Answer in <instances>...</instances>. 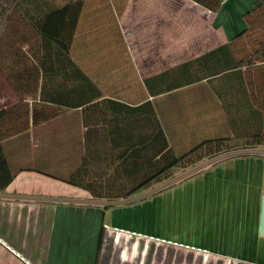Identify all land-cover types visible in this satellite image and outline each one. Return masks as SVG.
<instances>
[{
  "label": "crops",
  "instance_id": "crops-1",
  "mask_svg": "<svg viewBox=\"0 0 264 264\" xmlns=\"http://www.w3.org/2000/svg\"><path fill=\"white\" fill-rule=\"evenodd\" d=\"M257 1L223 0L214 14L192 0H83L71 53L102 94L4 141L18 173L0 191V264H264V153L251 152L264 145L204 159L118 200L65 180L87 150L127 147L129 114L145 113L129 106L152 102L177 150L242 126L239 69L162 93L176 81L154 77L230 42ZM226 64L210 56L205 67ZM2 77L0 109L18 101ZM112 116L122 126L100 123Z\"/></svg>",
  "mask_w": 264,
  "mask_h": 264
},
{
  "label": "trees",
  "instance_id": "trees-1",
  "mask_svg": "<svg viewBox=\"0 0 264 264\" xmlns=\"http://www.w3.org/2000/svg\"><path fill=\"white\" fill-rule=\"evenodd\" d=\"M192 1L214 14L223 6V0ZM83 7V0H0V70L18 97L12 106L0 109V191L18 173L5 153L6 139L72 108H89L102 94L71 53ZM243 19L246 27L227 44L154 77L176 81L167 84L162 93L221 71L239 69L245 80L242 126L235 124L229 134L206 137L177 150L171 145L152 102L135 108L129 106L133 112L145 113L129 114L127 147L113 152L107 149L98 157L93 150H87L80 167L64 179L88 190L95 198L118 200L171 179L176 169L264 145V0H258ZM210 56L227 57L228 64L208 71L205 64ZM152 82L146 81L151 91ZM118 120L112 116L100 123L122 126ZM240 128L243 131H238ZM103 237L104 233L101 240Z\"/></svg>",
  "mask_w": 264,
  "mask_h": 264
},
{
  "label": "rangeland",
  "instance_id": "rangeland-1",
  "mask_svg": "<svg viewBox=\"0 0 264 264\" xmlns=\"http://www.w3.org/2000/svg\"><path fill=\"white\" fill-rule=\"evenodd\" d=\"M0 76H4L3 73L0 71ZM4 79V77H2ZM6 83L5 86L7 88V90L9 91V94H14L13 96H15L16 98V95L14 93V91H12V87H10V85L8 84V82L6 81V78L4 79ZM3 82V81H2ZM1 86V85H0ZM10 97L7 95V97H5L6 100H8ZM251 152L253 153H264L263 151H261L260 149L259 150H252ZM182 172V169H176V173H181Z\"/></svg>",
  "mask_w": 264,
  "mask_h": 264
},
{
  "label": "water",
  "instance_id": "water-1",
  "mask_svg": "<svg viewBox=\"0 0 264 264\" xmlns=\"http://www.w3.org/2000/svg\"><path fill=\"white\" fill-rule=\"evenodd\" d=\"M259 232L264 236V195L262 197V206H261V217H260V225Z\"/></svg>",
  "mask_w": 264,
  "mask_h": 264
},
{
  "label": "built area",
  "instance_id": "built-area-1",
  "mask_svg": "<svg viewBox=\"0 0 264 264\" xmlns=\"http://www.w3.org/2000/svg\"><path fill=\"white\" fill-rule=\"evenodd\" d=\"M153 238V237H152ZM156 239H159L160 240V238H156ZM163 241H166V240H163ZM182 245V244H181Z\"/></svg>",
  "mask_w": 264,
  "mask_h": 264
}]
</instances>
